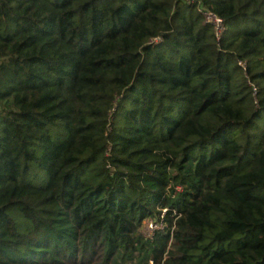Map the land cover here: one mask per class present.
I'll list each match as a JSON object with an SVG mask.
<instances>
[{"label": "trees", "instance_id": "obj_1", "mask_svg": "<svg viewBox=\"0 0 264 264\" xmlns=\"http://www.w3.org/2000/svg\"><path fill=\"white\" fill-rule=\"evenodd\" d=\"M200 1L0 0V264H264V0Z\"/></svg>", "mask_w": 264, "mask_h": 264}, {"label": "built area", "instance_id": "obj_2", "mask_svg": "<svg viewBox=\"0 0 264 264\" xmlns=\"http://www.w3.org/2000/svg\"><path fill=\"white\" fill-rule=\"evenodd\" d=\"M186 5H194L197 12L203 18V23L211 26L217 42H220L225 32L224 20L203 7L200 0H181ZM161 42V38H154L149 40V44H157ZM240 65L245 67L243 63ZM166 209L153 218H146L143 220L139 233L147 240L153 239L157 233H164L172 235L174 225L168 224L165 220ZM152 264V263H151Z\"/></svg>", "mask_w": 264, "mask_h": 264}, {"label": "rangeland", "instance_id": "obj_3", "mask_svg": "<svg viewBox=\"0 0 264 264\" xmlns=\"http://www.w3.org/2000/svg\"><path fill=\"white\" fill-rule=\"evenodd\" d=\"M244 64V63H243ZM244 67V66H243Z\"/></svg>", "mask_w": 264, "mask_h": 264}]
</instances>
